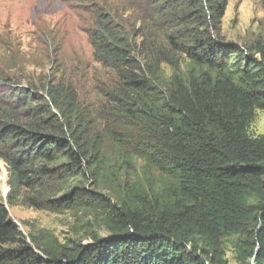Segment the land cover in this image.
<instances>
[{
  "label": "trees",
  "instance_id": "16d2710c",
  "mask_svg": "<svg viewBox=\"0 0 264 264\" xmlns=\"http://www.w3.org/2000/svg\"><path fill=\"white\" fill-rule=\"evenodd\" d=\"M63 1L93 13L84 30L96 59L118 76L103 91L115 110L103 132L126 156L174 176V199L111 208L112 234L61 251L29 242L0 202V264H215L222 239L233 235L242 262L264 264V135L249 133L256 109H264V44L226 39L229 0H124L141 16L140 38L141 27L130 30L119 7L112 12L107 3L115 0ZM181 55L189 71L167 79L162 63L178 65ZM2 67L8 203L55 212L110 208L85 183L97 177L104 136L74 87L53 77L23 84Z\"/></svg>",
  "mask_w": 264,
  "mask_h": 264
},
{
  "label": "rangeland",
  "instance_id": "374dc122",
  "mask_svg": "<svg viewBox=\"0 0 264 264\" xmlns=\"http://www.w3.org/2000/svg\"><path fill=\"white\" fill-rule=\"evenodd\" d=\"M112 12L132 31L143 28L137 9L124 0L107 3ZM93 13L80 14L63 0H0V66L23 84L46 82L49 77L71 84L82 108L91 111L94 131L104 136V154L96 167L97 177L85 183L103 194L110 208L101 206L49 211L28 206L22 199L8 203L9 170L0 157V202L6 204L10 216L20 226L32 244L49 242L54 249L77 248L95 238L113 233L109 212L124 204L142 205L144 202H170L177 179L133 155L128 157L106 130L114 112L103 91H112L118 82L116 71L96 59L90 38L84 30L93 24ZM149 23V22H147ZM142 25V26H141ZM140 29V30H141ZM151 29H155L151 26ZM222 31L226 39L253 47L264 44V0H229L223 17ZM163 40V31L157 30ZM178 65L163 62L167 79L175 72L187 73L190 59L181 55ZM109 113L106 115L104 112ZM253 137L264 135V109L257 108L249 124ZM97 181V182H93ZM79 179L72 180L77 184ZM147 200V201H145ZM251 202H258L254 195ZM239 235L227 236L215 254V264H251L242 262L236 251ZM201 246L202 241L197 239Z\"/></svg>",
  "mask_w": 264,
  "mask_h": 264
}]
</instances>
